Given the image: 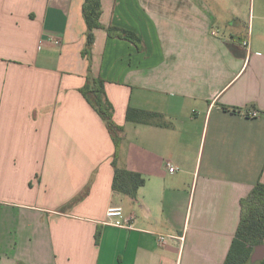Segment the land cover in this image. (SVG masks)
Returning <instances> with one entry per match:
<instances>
[{
	"label": "crops",
	"instance_id": "1",
	"mask_svg": "<svg viewBox=\"0 0 264 264\" xmlns=\"http://www.w3.org/2000/svg\"><path fill=\"white\" fill-rule=\"evenodd\" d=\"M84 1L0 0V264H223L264 183V0H102L142 48L97 27L91 64ZM116 153L146 178L135 197L112 187ZM110 206L131 225L105 223Z\"/></svg>",
	"mask_w": 264,
	"mask_h": 264
},
{
	"label": "trees",
	"instance_id": "2",
	"mask_svg": "<svg viewBox=\"0 0 264 264\" xmlns=\"http://www.w3.org/2000/svg\"><path fill=\"white\" fill-rule=\"evenodd\" d=\"M102 0H85L82 5L83 18L87 26L86 48L83 56L91 64V53L94 45V29L104 28L110 36L126 38L138 48H142L139 35L133 30L118 28L101 23ZM90 69V68H89ZM86 84L80 90L81 94L93 105L96 112L106 121L108 129L116 143V149L121 143L118 132L123 126L113 119L114 105L105 92V82L101 78L86 75ZM159 114L130 107L126 112V119L132 122H151ZM115 176L112 187L114 190L135 197L138 189L146 182V178L139 172H133L117 166V153L114 160ZM264 244V183L257 182L250 192L241 199L240 221L236 230V237L232 241L227 258L223 264H252L250 261L254 247ZM264 264V259L260 262Z\"/></svg>",
	"mask_w": 264,
	"mask_h": 264
},
{
	"label": "built area",
	"instance_id": "3",
	"mask_svg": "<svg viewBox=\"0 0 264 264\" xmlns=\"http://www.w3.org/2000/svg\"><path fill=\"white\" fill-rule=\"evenodd\" d=\"M244 45H247V42H244ZM249 115L257 116L258 112L253 111V112H250ZM169 170L174 171L175 168L170 166ZM106 214H107L106 215L107 218L105 219V223L111 224L113 226H118V227H128L131 225V218L125 215L122 207L110 206ZM170 238H179L183 240L184 236H173V235L162 234L160 235L159 241L163 243V242H166V240Z\"/></svg>",
	"mask_w": 264,
	"mask_h": 264
},
{
	"label": "water",
	"instance_id": "4",
	"mask_svg": "<svg viewBox=\"0 0 264 264\" xmlns=\"http://www.w3.org/2000/svg\"><path fill=\"white\" fill-rule=\"evenodd\" d=\"M264 259V244L255 246L254 252L251 255V263H255Z\"/></svg>",
	"mask_w": 264,
	"mask_h": 264
},
{
	"label": "rangeland",
	"instance_id": "5",
	"mask_svg": "<svg viewBox=\"0 0 264 264\" xmlns=\"http://www.w3.org/2000/svg\"><path fill=\"white\" fill-rule=\"evenodd\" d=\"M246 32V29L244 30ZM255 248V247H254Z\"/></svg>",
	"mask_w": 264,
	"mask_h": 264
}]
</instances>
